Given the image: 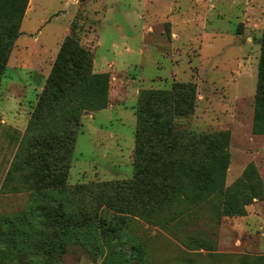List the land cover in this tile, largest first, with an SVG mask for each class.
I'll return each mask as SVG.
<instances>
[{
	"label": "rangeland",
	"instance_id": "rangeland-1",
	"mask_svg": "<svg viewBox=\"0 0 264 264\" xmlns=\"http://www.w3.org/2000/svg\"><path fill=\"white\" fill-rule=\"evenodd\" d=\"M264 0H30L0 84V189L68 36L110 74L107 108L81 119L68 187L132 179L136 107L145 90L175 82L197 88L193 114L176 117L179 134L230 131L232 186L253 163L264 182V135H254ZM28 195L0 191V214L24 209ZM195 209L171 232L132 223L147 236L152 264H243L264 256V198L244 216L219 219ZM192 232L212 248L188 250L172 233ZM180 248V249H179ZM64 264H99L70 245Z\"/></svg>",
	"mask_w": 264,
	"mask_h": 264
},
{
	"label": "trees",
	"instance_id": "trees-1",
	"mask_svg": "<svg viewBox=\"0 0 264 264\" xmlns=\"http://www.w3.org/2000/svg\"><path fill=\"white\" fill-rule=\"evenodd\" d=\"M29 2L0 0V84ZM109 90L110 74L94 72L91 51L68 36L1 185V193L29 199L24 209L0 214V264H64L72 244L99 264H152L148 238L133 233L132 223L171 232L195 209L239 217L264 198L253 163L226 185L230 131H175V118L195 111L192 82L140 93L132 179L68 187L81 119L107 108ZM252 132L264 135V28ZM172 236L188 250L212 248L199 234ZM243 264H264V256Z\"/></svg>",
	"mask_w": 264,
	"mask_h": 264
}]
</instances>
